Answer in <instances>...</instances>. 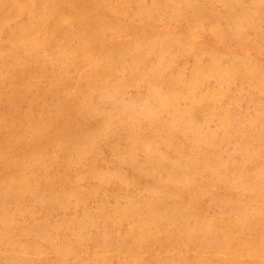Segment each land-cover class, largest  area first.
I'll use <instances>...</instances> for the list:
<instances>
[{"label": "rangeland", "instance_id": "1", "mask_svg": "<svg viewBox=\"0 0 264 264\" xmlns=\"http://www.w3.org/2000/svg\"><path fill=\"white\" fill-rule=\"evenodd\" d=\"M0 264H264V0H0Z\"/></svg>", "mask_w": 264, "mask_h": 264}]
</instances>
